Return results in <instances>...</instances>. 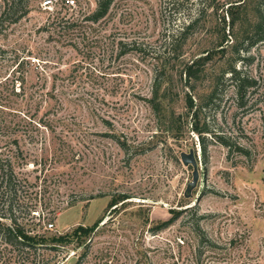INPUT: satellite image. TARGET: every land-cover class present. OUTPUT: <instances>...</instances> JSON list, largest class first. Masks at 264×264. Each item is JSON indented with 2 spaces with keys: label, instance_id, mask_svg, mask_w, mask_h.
<instances>
[{
  "label": "rangeland",
  "instance_id": "374dc122",
  "mask_svg": "<svg viewBox=\"0 0 264 264\" xmlns=\"http://www.w3.org/2000/svg\"><path fill=\"white\" fill-rule=\"evenodd\" d=\"M258 8L114 0L94 22L96 0H30L0 28V166L19 223L44 235L12 264H264V38L241 42Z\"/></svg>",
  "mask_w": 264,
  "mask_h": 264
},
{
  "label": "trees",
  "instance_id": "16d2710c",
  "mask_svg": "<svg viewBox=\"0 0 264 264\" xmlns=\"http://www.w3.org/2000/svg\"><path fill=\"white\" fill-rule=\"evenodd\" d=\"M96 2L97 9L94 12V15H92V21L94 22L103 19L108 14L114 0H96ZM29 4L30 0H0V28H3L6 23L17 24L21 19L26 17L29 13ZM257 13L258 14L256 17V21L255 23H253L252 30L247 33V35L241 42H245V40L249 41L258 37L259 40H262L264 38V16L261 13L260 8L257 9ZM190 27L191 23L187 26V29H189ZM236 46L237 47H235V50L238 51L241 45L240 43H238ZM198 64L199 62L193 63L186 69V76H188L189 80L198 77V74L200 72L197 71ZM232 73L233 76L237 75V72L235 70H233ZM217 87L214 91H212V93L206 100L207 102H205L204 104H209L211 101H213L217 93ZM186 106L190 112L194 110V100L191 95H187L186 97ZM200 115L201 110H195L193 112L195 123L192 125V131L196 132L199 137H202V140H204V135L210 133V129L208 128L206 121L203 124L200 123ZM30 120V123H33V119L30 118ZM39 122L47 124V122H44L42 120H40ZM15 142L16 144H18L17 140H15ZM205 156L206 150L204 148V157ZM2 185L5 186L6 194H4V196L6 195L7 197L3 200L2 196L0 195V253L2 247L5 252L8 251L12 255V257L8 260L4 259L3 263L12 264L15 259H23L25 261H28L30 258H32L31 255L36 254L37 249L40 248L38 244L42 243L39 242H44V239H36V236H39V238H41L44 235L40 236L36 234L35 238L29 236V233L31 231H27L25 227H23V225H21L18 221L19 217L16 215L14 210L12 195L16 194L18 191V188H16L18 187V181L16 182V177L11 165H9L7 170H5L3 166H0V186ZM127 198L128 197L126 196L121 197L119 201L113 199L110 206H115L119 202H122V200H127ZM199 221L200 219H198L196 222L195 232L201 237L204 235V233L201 230ZM168 224L169 222L164 223L165 226H167ZM85 233L86 232H84V234H82L81 236L87 235ZM5 260H7V262Z\"/></svg>",
  "mask_w": 264,
  "mask_h": 264
},
{
  "label": "water",
  "instance_id": "95a60500",
  "mask_svg": "<svg viewBox=\"0 0 264 264\" xmlns=\"http://www.w3.org/2000/svg\"><path fill=\"white\" fill-rule=\"evenodd\" d=\"M181 161L185 166H192L193 167V181L189 183L187 187V193L191 192L192 189H194L198 183L199 179V164H198V157H196L195 151L190 150L189 153H182L181 154Z\"/></svg>",
  "mask_w": 264,
  "mask_h": 264
},
{
  "label": "built area",
  "instance_id": "2783aa9c",
  "mask_svg": "<svg viewBox=\"0 0 264 264\" xmlns=\"http://www.w3.org/2000/svg\"><path fill=\"white\" fill-rule=\"evenodd\" d=\"M58 0H43V6L45 8H51ZM65 3L71 7L75 5V0H64ZM55 228L54 224H49V229L53 230Z\"/></svg>",
  "mask_w": 264,
  "mask_h": 264
}]
</instances>
